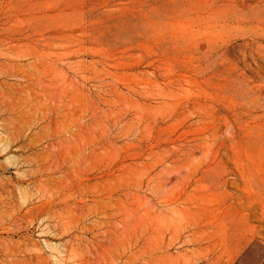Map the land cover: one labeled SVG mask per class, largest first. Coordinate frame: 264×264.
Segmentation results:
<instances>
[{"label":"rangeland","instance_id":"1","mask_svg":"<svg viewBox=\"0 0 264 264\" xmlns=\"http://www.w3.org/2000/svg\"><path fill=\"white\" fill-rule=\"evenodd\" d=\"M115 234L117 264L263 260L264 0H0V264Z\"/></svg>","mask_w":264,"mask_h":264},{"label":"bare ground","instance_id":"2","mask_svg":"<svg viewBox=\"0 0 264 264\" xmlns=\"http://www.w3.org/2000/svg\"><path fill=\"white\" fill-rule=\"evenodd\" d=\"M16 103V102H15ZM17 105V104H16ZM202 130H207V128H202ZM235 135L232 133L231 136H228L230 139H233ZM120 236L115 234V236L110 238L109 245L104 246L103 250H96L94 255L92 256L91 264H117L118 261L122 258L125 253L124 246L121 241L118 239ZM122 247V251H121ZM114 251L118 254L114 255Z\"/></svg>","mask_w":264,"mask_h":264},{"label":"crops","instance_id":"3","mask_svg":"<svg viewBox=\"0 0 264 264\" xmlns=\"http://www.w3.org/2000/svg\"><path fill=\"white\" fill-rule=\"evenodd\" d=\"M243 254H248V252H244ZM243 264V263H242ZM260 264H264V257H263V260L261 261V263Z\"/></svg>","mask_w":264,"mask_h":264}]
</instances>
